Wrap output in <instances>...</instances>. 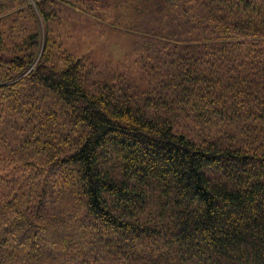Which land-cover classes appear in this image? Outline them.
Returning a JSON list of instances; mask_svg holds the SVG:
<instances>
[{
    "label": "trees",
    "instance_id": "trees-1",
    "mask_svg": "<svg viewBox=\"0 0 264 264\" xmlns=\"http://www.w3.org/2000/svg\"><path fill=\"white\" fill-rule=\"evenodd\" d=\"M20 6L104 42L0 16V264H264V0Z\"/></svg>",
    "mask_w": 264,
    "mask_h": 264
},
{
    "label": "rangeland",
    "instance_id": "rangeland-1",
    "mask_svg": "<svg viewBox=\"0 0 264 264\" xmlns=\"http://www.w3.org/2000/svg\"><path fill=\"white\" fill-rule=\"evenodd\" d=\"M30 6L33 7V10L37 15V9L35 5L32 3V5ZM18 11L21 13L20 16L22 17L21 24L17 23L18 22L17 17L11 19V22H13V24L15 25L14 27H18V29H15V31H18L21 35L22 34L25 35L24 33L25 31L29 33L33 31H37L38 27L36 26V23L39 24L40 26L41 40L40 43L38 44L39 53L35 57L34 63L31 65L30 68H28V70L34 66V64L37 62L36 60L39 58V55L42 52V46H43L42 43L45 41L44 31L46 29L48 30L50 29V31L52 30L51 32L52 36L50 35V37L52 38L51 43L55 50L56 56H61L64 52V49L67 51L71 49L76 50L78 52V55L80 53H85L86 51L88 52L87 54L88 56L93 55L94 52L96 57H98V55L100 54V51H98L97 49L104 42V37L101 38L97 35V30H98L97 24L102 25L103 23H105L102 18L94 17L95 20L92 21L93 24H86V20L80 14L78 15L75 14L78 13L79 9L66 8V10H63L64 12L61 13L62 24L61 21L58 22L57 20L56 24L48 25L46 22L43 23L42 20H39L37 17H36L37 20L35 19L36 21L32 24L29 23L28 20L31 17V15L29 14L28 11H26V9L23 8V6L9 10L8 12H4L0 14V16H9V14ZM44 24H47L48 26ZM4 30L6 29L4 28ZM5 44L10 46V44L8 43ZM1 47L2 46L0 45V48ZM25 72L27 71H24L22 76L26 74Z\"/></svg>",
    "mask_w": 264,
    "mask_h": 264
}]
</instances>
